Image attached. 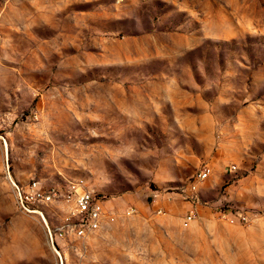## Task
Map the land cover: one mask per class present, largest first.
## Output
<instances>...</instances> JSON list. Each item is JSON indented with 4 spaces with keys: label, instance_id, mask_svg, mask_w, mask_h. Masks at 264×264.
Segmentation results:
<instances>
[{
    "label": "rangeland",
    "instance_id": "obj_1",
    "mask_svg": "<svg viewBox=\"0 0 264 264\" xmlns=\"http://www.w3.org/2000/svg\"><path fill=\"white\" fill-rule=\"evenodd\" d=\"M10 176L120 214L64 264H264V0H0V264H61ZM157 195L201 232H136Z\"/></svg>",
    "mask_w": 264,
    "mask_h": 264
},
{
    "label": "built area",
    "instance_id": "obj_2",
    "mask_svg": "<svg viewBox=\"0 0 264 264\" xmlns=\"http://www.w3.org/2000/svg\"><path fill=\"white\" fill-rule=\"evenodd\" d=\"M235 168V167H233ZM233 171V170H231ZM210 170H203L191 187L193 200H198L196 189L204 182ZM18 208L25 213L38 215L46 228L48 242L57 254L61 264L67 262L66 251L74 240L86 239L104 227L118 221L120 214L107 208L108 199L87 187L83 181H70L67 185L45 186L35 179L27 184L17 182L10 176ZM59 212V213H58ZM133 206L124 210L123 215L133 216ZM243 222L246 216L240 215ZM195 220L191 210L183 220L188 228Z\"/></svg>",
    "mask_w": 264,
    "mask_h": 264
},
{
    "label": "crops",
    "instance_id": "obj_3",
    "mask_svg": "<svg viewBox=\"0 0 264 264\" xmlns=\"http://www.w3.org/2000/svg\"><path fill=\"white\" fill-rule=\"evenodd\" d=\"M188 204L191 208L197 210L199 200H192ZM152 209L163 215V217L151 221L141 216V218L134 222L136 232H171L172 236H179V232H201L198 220H195L188 229L186 227L184 228L183 219H180V214L183 209V202L180 199L172 200L157 195L152 203Z\"/></svg>",
    "mask_w": 264,
    "mask_h": 264
}]
</instances>
